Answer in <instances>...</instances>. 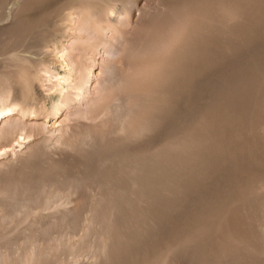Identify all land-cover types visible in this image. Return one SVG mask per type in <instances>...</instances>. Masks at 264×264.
I'll use <instances>...</instances> for the list:
<instances>
[{"label": "rangeland", "instance_id": "rangeland-1", "mask_svg": "<svg viewBox=\"0 0 264 264\" xmlns=\"http://www.w3.org/2000/svg\"><path fill=\"white\" fill-rule=\"evenodd\" d=\"M67 1L49 0L41 9H26L22 15L29 17L31 12L58 8ZM113 1L117 6L131 5L132 9L111 40L113 57L106 60L107 54L100 55H105L102 64L104 69L108 67L106 74L114 71L122 75L128 63L136 64L137 59L129 55L130 46L138 43L139 36L154 35L161 21L169 24V9L173 5L183 2L187 9L183 26L199 17L191 11L194 3L205 9L202 19L206 18L203 23L207 29L199 34V52L194 58L186 57L184 66L188 72L183 85H178L169 96L171 100L158 128L131 143L142 149L163 139L196 144L207 137L214 142L204 154L199 173L181 180L179 188L162 198L154 212L149 211L150 205L141 204L128 214L132 217L149 212L150 221L138 231V237L116 264H264V0ZM0 2L2 17L13 0ZM56 20L57 17L49 20L51 27ZM31 29V33L27 31L26 36L22 34L11 42L0 39V62L12 53L36 51L40 31ZM51 48L50 44L47 50ZM100 56L97 55L98 62L90 73L91 86L100 69ZM52 57L57 60L55 55ZM64 113L63 109L56 118V127ZM58 135L56 131L47 144L42 142L41 135L21 145L14 141V149L0 158V168H5L2 163L14 164L7 169L14 170L36 189L42 187V199L48 204L45 209L34 208L27 219L19 218L21 211L9 212L1 219L0 255L5 259L2 264H16L18 252L31 243L41 254L37 264H91L102 229L113 223L108 213L97 216L94 223L91 221L89 202L100 194L98 186L92 184L75 193L67 189L70 182L84 173H96L103 158L99 156L100 143L90 135H82L62 144L56 142ZM33 147L36 150L28 157ZM7 202L0 200V216L7 211ZM16 214L15 219L12 215Z\"/></svg>", "mask_w": 264, "mask_h": 264}, {"label": "bare ground", "instance_id": "bare-ground-1", "mask_svg": "<svg viewBox=\"0 0 264 264\" xmlns=\"http://www.w3.org/2000/svg\"><path fill=\"white\" fill-rule=\"evenodd\" d=\"M48 1L13 0L0 16V39L3 41L17 40L22 34L26 36L29 28L40 31L36 51L12 53L0 62V143H6L0 145V158L14 149V141L21 145L41 135L42 142L47 144L56 131L59 132L56 142L62 144H68L71 138L82 135H90L97 144L100 143L99 156L103 158L96 173H84L70 182L67 189L69 193H75L84 187L90 188L92 184L99 187L100 194L89 202L91 221L102 213H108L113 223L101 230L99 247L96 246L98 251L91 264H116L138 237V231L150 221L149 212L132 217L128 214L141 204L150 205L149 211L154 212L162 198L179 188L181 180L199 173L204 154L214 144L213 138L207 137L196 144L166 142L163 139L142 149L131 143L158 128L163 120L171 100L169 96L187 75L188 68L184 66L186 57L194 58L199 52V34L207 29L203 23L206 18L202 19L206 16L205 9L194 3L191 11L199 17L188 26H183L182 19L187 12L184 3L168 8L171 15L169 29L166 28L169 24L161 21L159 30L151 39L148 34L139 36L135 46L132 45L136 41L132 45L130 43L129 55L137 62L133 66H128V63L124 74L119 75L121 73L116 74V71L106 74L108 67L104 69L102 64L105 55L101 56L107 54L106 60L113 57L111 40L117 36L118 26L123 23L124 17L128 20L132 6L125 3L117 6L113 0H69L58 8L31 12L29 17L22 15L26 9L35 10ZM52 17H57V20L51 27L48 22ZM152 30L154 32L153 27ZM107 32L109 35H106ZM50 44L52 48L47 50ZM52 54L57 60L52 59ZM97 55H101L100 69L91 86L89 77L98 62ZM63 109V118L58 121L60 126L56 127V118ZM104 146H107L106 150ZM35 148L29 149L28 157ZM2 165L6 169L0 168V200L5 199L8 204L0 222L9 212L21 211L24 216L19 218L27 219L34 208L48 207L41 196L42 187L36 189L29 181L14 174V170L7 169L14 164ZM12 216L15 219L18 217L17 214ZM64 216L66 221L69 220L66 213ZM40 255L36 245L31 243L26 250L18 252L15 262L37 264ZM4 260V256L0 255V264Z\"/></svg>", "mask_w": 264, "mask_h": 264}, {"label": "clouds", "instance_id": "clouds-1", "mask_svg": "<svg viewBox=\"0 0 264 264\" xmlns=\"http://www.w3.org/2000/svg\"><path fill=\"white\" fill-rule=\"evenodd\" d=\"M150 39H151V37H150Z\"/></svg>", "mask_w": 264, "mask_h": 264}]
</instances>
